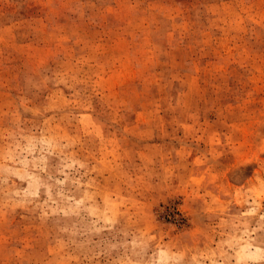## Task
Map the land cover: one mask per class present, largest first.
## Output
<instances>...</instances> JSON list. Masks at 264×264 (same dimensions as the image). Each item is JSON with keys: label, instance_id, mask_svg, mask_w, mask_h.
Instances as JSON below:
<instances>
[{"label": "rangeland", "instance_id": "obj_1", "mask_svg": "<svg viewBox=\"0 0 264 264\" xmlns=\"http://www.w3.org/2000/svg\"><path fill=\"white\" fill-rule=\"evenodd\" d=\"M0 264H264V0H0Z\"/></svg>", "mask_w": 264, "mask_h": 264}]
</instances>
